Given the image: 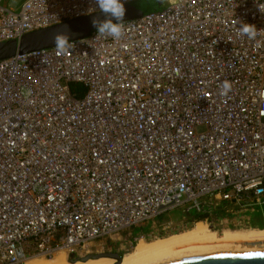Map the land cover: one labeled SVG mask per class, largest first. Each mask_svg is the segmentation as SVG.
<instances>
[{
  "label": "built area",
  "instance_id": "2783aa9c",
  "mask_svg": "<svg viewBox=\"0 0 264 264\" xmlns=\"http://www.w3.org/2000/svg\"><path fill=\"white\" fill-rule=\"evenodd\" d=\"M6 1L0 43L101 12L94 0L17 11ZM166 2L124 21L119 40L95 30L67 52L0 60V264L118 252L179 207L212 227L225 203L221 219L253 226L264 206V31L249 40L237 29L264 30V0Z\"/></svg>",
  "mask_w": 264,
  "mask_h": 264
},
{
  "label": "water",
  "instance_id": "95a60500",
  "mask_svg": "<svg viewBox=\"0 0 264 264\" xmlns=\"http://www.w3.org/2000/svg\"><path fill=\"white\" fill-rule=\"evenodd\" d=\"M125 8L124 21L147 14L143 13L141 6L136 2L125 5ZM107 18L104 13L99 12L32 32L18 41L0 43V60L11 58L16 54H25L35 50L56 47L52 37L60 32L66 33L70 42L84 39L97 30L92 24L93 19L103 21ZM100 257H111L117 259L118 263L122 260V257L117 254L105 253L77 261H89ZM69 261L77 262L74 261L73 256ZM149 264H264V246L228 245L213 247L170 256Z\"/></svg>",
  "mask_w": 264,
  "mask_h": 264
},
{
  "label": "bare ground",
  "instance_id": "6f19581e",
  "mask_svg": "<svg viewBox=\"0 0 264 264\" xmlns=\"http://www.w3.org/2000/svg\"><path fill=\"white\" fill-rule=\"evenodd\" d=\"M228 245L264 246V229H226L219 234L206 222L199 221L188 230L166 237L150 241L140 238L131 252L121 256L120 263L111 257L70 262L65 253H57L52 258L31 257L25 264H149L178 254Z\"/></svg>",
  "mask_w": 264,
  "mask_h": 264
},
{
  "label": "rangeland",
  "instance_id": "374dc122",
  "mask_svg": "<svg viewBox=\"0 0 264 264\" xmlns=\"http://www.w3.org/2000/svg\"><path fill=\"white\" fill-rule=\"evenodd\" d=\"M24 1L25 0H7L6 3L8 7L17 11L21 8ZM136 3H138L141 6L143 13H150L154 11L163 10L167 4L166 0H137ZM75 85H77L80 91L84 93L85 88L83 85H80V84H75ZM262 200H264V198ZM255 210L256 211L251 214L252 218L253 219L261 218L263 220L264 206L257 205L255 207ZM195 215H196L195 212L191 213L192 217ZM189 217L190 215L186 213L184 207H179V208L167 211L166 213L158 217L155 221L149 224L148 230L144 232L145 234H147V236L145 237V240L146 241L155 240L157 238L166 237L168 235L183 232L185 230L192 228L197 222H194L193 220H189ZM203 221L206 222V219H204ZM210 221L211 220H209L207 224H210ZM251 228L254 229L255 226H251V227L231 226V222L223 220L221 219V217H220V221H215L213 226L212 227L210 226L211 230L218 232L219 234H222V232L225 231L226 229H229V230L230 229H245L246 230V229H251ZM137 243H134L133 246H125L124 249H121L119 247L116 249L119 253H121L120 255L123 257L126 253L131 252L133 247ZM110 249L116 252L114 248H110ZM46 260H49V259H46Z\"/></svg>",
  "mask_w": 264,
  "mask_h": 264
},
{
  "label": "clouds",
  "instance_id": "9594fccd",
  "mask_svg": "<svg viewBox=\"0 0 264 264\" xmlns=\"http://www.w3.org/2000/svg\"><path fill=\"white\" fill-rule=\"evenodd\" d=\"M94 3L108 17L103 21L93 19L92 24L97 28L98 37H111L113 40L121 39L126 33L124 23L126 14L125 0H94ZM258 7L260 12L264 13V5L258 4ZM238 25L237 35L246 36L249 40H256L259 32L264 31L258 30L254 24L245 23L241 20ZM52 40L59 52H67L74 48L66 33H57L52 37ZM220 88V95L227 96L232 91V83L225 80L220 85Z\"/></svg>",
  "mask_w": 264,
  "mask_h": 264
},
{
  "label": "trees",
  "instance_id": "16d2710c",
  "mask_svg": "<svg viewBox=\"0 0 264 264\" xmlns=\"http://www.w3.org/2000/svg\"><path fill=\"white\" fill-rule=\"evenodd\" d=\"M74 92H77L79 95H82L83 93L80 91L79 87L77 85L72 87ZM225 209H226V204L222 203L221 205H219L216 210L214 211V214L217 217H223L226 213H225ZM189 220H193L194 222H199V221H203L204 219H206L207 216L205 215H201V214H196L195 216H191V213L189 214ZM253 226L255 227H259L260 229H264V222L262 221V219H253ZM148 230V228H147Z\"/></svg>",
  "mask_w": 264,
  "mask_h": 264
},
{
  "label": "flooded vegetation",
  "instance_id": "af4514ba",
  "mask_svg": "<svg viewBox=\"0 0 264 264\" xmlns=\"http://www.w3.org/2000/svg\"><path fill=\"white\" fill-rule=\"evenodd\" d=\"M107 253H111V254H117V255L121 256V255H120V253H118V252H115V251H112V252H107ZM77 260H78V259L74 258V261H77Z\"/></svg>",
  "mask_w": 264,
  "mask_h": 264
}]
</instances>
